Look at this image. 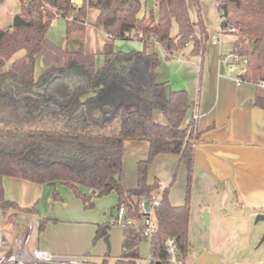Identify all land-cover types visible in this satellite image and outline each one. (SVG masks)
<instances>
[{"label":"trees","instance_id":"obj_1","mask_svg":"<svg viewBox=\"0 0 264 264\" xmlns=\"http://www.w3.org/2000/svg\"><path fill=\"white\" fill-rule=\"evenodd\" d=\"M17 1L20 10L11 23H0V180L8 176L47 185L59 181L85 208L94 205V197L115 192L114 207L125 205L135 218H139V203L161 192L154 211L157 230L150 242L153 264H169L167 237L175 239L185 258L191 245L189 192L198 133L193 123L182 125L191 106L186 92L167 93L165 83L157 80L160 59L154 47L160 45L166 59L189 42L192 54L202 52L207 36L203 32L197 36L187 0H155L156 11L148 9L143 16H139L141 0ZM90 7L99 10L94 26L109 38L100 67L95 54L58 48L46 37L56 17L65 20L67 33L81 27ZM216 9L220 28L237 30L231 51L246 58L240 79L264 82V0H216ZM173 23L175 36L170 33ZM134 38L141 41V50L115 51V39ZM20 50L23 54L12 60ZM40 54L52 64L36 79ZM256 101L264 107V98ZM155 111L165 117L164 123L154 119ZM126 140L149 143L147 157L137 162V184L131 189H125L121 181ZM168 153L187 164L186 197L178 206L170 203L168 186L147 178L154 158ZM60 199L53 190L52 200ZM11 207L17 208L3 198L0 189V208ZM111 224L98 223L93 239L108 236ZM140 230L123 226L121 251L114 264H142Z\"/></svg>","mask_w":264,"mask_h":264},{"label":"crops","instance_id":"obj_2","mask_svg":"<svg viewBox=\"0 0 264 264\" xmlns=\"http://www.w3.org/2000/svg\"><path fill=\"white\" fill-rule=\"evenodd\" d=\"M192 1L191 4L187 0V7L191 20L196 24V34L200 36L203 32L207 36L202 52L192 54L193 43L189 42L177 55L166 59L161 46L157 44L154 47L160 59L157 80L165 83L167 93L184 90L191 103L183 126L191 122L195 102L198 109V117L194 121L198 140L193 152L188 237L196 239L202 248L191 257L187 255L185 264H197L203 251L218 258V263L208 261L206 264H264V241L259 242L264 222L255 220L257 214H264V107L256 101L258 97L264 98V88L240 79L243 71L236 69L239 62L231 60L229 54L235 37L228 39L225 37L227 34H222L219 40H212L220 29L216 0H198V5ZM141 2L139 16L149 8L156 11L155 0ZM89 12L95 22L99 10L91 8ZM14 14L1 16L0 23L8 26ZM59 18H54L51 24ZM94 22L75 27L69 33L65 31L66 41L62 49H82L85 53L95 54L96 66L100 67L104 61V45L109 38L94 26ZM176 32L177 26L173 23L170 33L175 36ZM74 33L79 38L72 40ZM22 54V50L18 51L12 60ZM38 60L45 64V69L52 64L41 54L37 55ZM153 117L158 122H165L160 112L155 111ZM148 149L149 143L145 140L124 141L121 179L125 189L136 186L137 162L147 157ZM147 178L149 182L158 179L162 187H169L168 198L172 205L184 203L187 164L178 155L156 156L148 168ZM0 189L3 198L17 206L0 208V235L6 237L5 231L10 232L13 241L16 225L8 217L22 214L32 226L38 221L34 228L39 238L33 249L55 255L86 257L97 224L109 221L115 215V210L106 214L109 206L117 202L115 192L97 197L95 211H85L81 199L59 181L47 185L5 176L0 180ZM80 189L89 192L84 187ZM53 190L61 199L54 200L52 208L46 212ZM203 212L208 214L207 223L203 220ZM3 252L0 249V255Z\"/></svg>","mask_w":264,"mask_h":264},{"label":"built area","instance_id":"obj_3","mask_svg":"<svg viewBox=\"0 0 264 264\" xmlns=\"http://www.w3.org/2000/svg\"><path fill=\"white\" fill-rule=\"evenodd\" d=\"M71 1L74 2V0ZM236 33L237 30L234 27H229L226 30L220 28L219 32L212 36V40H219V37L222 34H232L235 36ZM231 56H233L234 62H242L245 66L246 58L244 55H240L235 51H231ZM237 82L239 84L240 80ZM255 85L264 88L263 81H259ZM197 117L198 109L195 102L192 106L191 123H193V126ZM160 198L161 192L153 195L148 200L141 201L139 203V218H135L132 214H130L127 207L123 204L115 208L113 223H124V225H135L137 227H141V237L149 245V253L144 259V264H153V255L150 251V242L153 234L157 230V222L154 211L155 207L159 203ZM145 203H147L148 209L144 208ZM18 217L19 222L16 223V229L12 243L9 244L8 239L5 236L0 235V249L4 251L0 255V264H97L88 260L86 257L60 256L38 248L33 249L32 252H28L26 249V244L33 226L26 216L19 214ZM165 250L169 264H185V258L180 253L174 238L167 237L165 239Z\"/></svg>","mask_w":264,"mask_h":264},{"label":"rangeland","instance_id":"obj_4","mask_svg":"<svg viewBox=\"0 0 264 264\" xmlns=\"http://www.w3.org/2000/svg\"><path fill=\"white\" fill-rule=\"evenodd\" d=\"M188 1H190L191 4L193 2L192 0H188ZM74 3L80 4L81 0H74ZM193 6H195L194 3H193ZM91 8L92 7L88 8L87 13L89 10H91ZM19 10H20V5H19V2L17 0H4L0 4V17L1 16L6 17L7 14L17 13V12H19ZM194 10L196 12L195 7H194ZM92 22H94L93 21V14H91V12H89L87 15L86 22L84 21L83 25H85V23L91 24ZM89 26H91V25H89ZM87 28H89V27H87ZM65 31H66L65 20L60 17L59 19H57V22H55L54 24H51L49 26V28L46 32V35H47V38L49 39V41L52 44H54L56 47L64 48L65 47L64 46L65 41H66L65 40L66 39V37H65L66 32ZM84 36L86 37V32H85ZM225 37H227L228 39H232L235 36L232 34H227V35H225ZM71 38H72V40L73 39L75 40V39H78L79 36L74 33V34H72ZM85 40H86V38L84 39V42H85ZM72 43H73V45L75 44V42H72ZM113 46H114L115 51L128 52L130 50H140L142 48V43L139 39H136V38L128 39V40L115 39L113 41ZM229 54H231V53H229ZM97 57H100V55H98ZM46 59H48V58H46ZM230 59L233 60V56H230ZM98 61L99 60L97 59V63H98ZM41 63L39 62V60L36 61L35 71H34V77L36 79L39 78V76L41 75V73L45 69V64L43 65ZM243 68H244V65L242 62L237 63L236 69L238 71H240V72L243 71ZM176 176H177V172H176ZM176 176H175V178H176ZM121 181H122V179H121ZM95 199H97V197L93 198L94 205L90 208H85L83 203H82L81 206H82L83 210L95 211V210H93V209H95V207H97L95 204ZM53 202H55V201L52 200L47 205L46 212H49V210L52 208L51 206H52ZM114 206H115V203H112L109 206L106 214H108V212L110 210H115ZM28 214H31V213H28ZM18 216H19V213L11 214V215H9L8 219L10 220V222H13L16 225V223L19 222ZM33 218H36V215L33 216ZM109 221H111L112 224L109 228V233L107 236L108 240L105 241L104 237H101V238H98L97 240H94L93 239L94 236H93L89 241V249H88L87 253H85L86 258L88 260L95 262L97 264H100L103 259H106L105 264H114L115 258L120 254V251H121V240H122V231H123L124 223H121V224L113 223L114 219H110ZM37 222H34L33 229L30 233L29 239H28L27 244H26V249L28 252H31L33 250L35 244L38 242L39 235L37 234L38 233L37 230L34 228ZM5 235H6L7 239L9 240V244H11L12 233L5 231ZM190 242H191V245H190V252L188 254V257H191L192 255H194L197 251L201 250V248H202L200 246V243L196 239L191 238ZM148 253H149L148 244L146 241L142 240L139 243V256L141 258L140 261L142 262V264H144V259L148 256Z\"/></svg>","mask_w":264,"mask_h":264},{"label":"water","instance_id":"obj_5","mask_svg":"<svg viewBox=\"0 0 264 264\" xmlns=\"http://www.w3.org/2000/svg\"><path fill=\"white\" fill-rule=\"evenodd\" d=\"M251 48H252V45H251ZM144 208L148 209L147 203L144 204ZM202 217H203L204 222L207 223L208 222V214L206 212H203ZM255 220L264 222V214H261V213L257 214L255 217ZM104 240L107 241L108 237L105 236ZM263 241H264V232H263L259 242L262 243ZM208 261H214V262L218 263V258L215 255L208 253L206 251L201 252L200 255L198 256L197 264H206Z\"/></svg>","mask_w":264,"mask_h":264}]
</instances>
